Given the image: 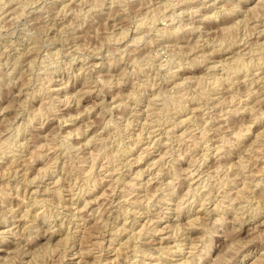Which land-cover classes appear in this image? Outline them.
<instances>
[{
  "label": "clouds",
  "instance_id": "1",
  "mask_svg": "<svg viewBox=\"0 0 264 264\" xmlns=\"http://www.w3.org/2000/svg\"><path fill=\"white\" fill-rule=\"evenodd\" d=\"M0 264H264V0H0Z\"/></svg>",
  "mask_w": 264,
  "mask_h": 264
}]
</instances>
